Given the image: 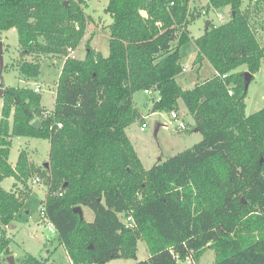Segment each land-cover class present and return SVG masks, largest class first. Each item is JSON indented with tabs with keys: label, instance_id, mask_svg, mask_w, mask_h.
I'll use <instances>...</instances> for the list:
<instances>
[{
	"label": "trees",
	"instance_id": "16d2710c",
	"mask_svg": "<svg viewBox=\"0 0 264 264\" xmlns=\"http://www.w3.org/2000/svg\"><path fill=\"white\" fill-rule=\"evenodd\" d=\"M86 2L0 0V32L15 28L26 54L65 56L45 117L33 88L0 94V260L12 254L4 226L29 196L35 171L23 150L14 165L8 161L11 137L24 136L49 140L50 187L41 204L73 264L136 260L139 239L149 256L133 264H180L188 256L196 264L208 248L213 264H264V106L246 115L238 70L253 75L264 59V0L246 8L241 0H208L207 7L229 6L230 15L195 38L194 62L207 60L215 74L189 89L176 76L179 48L190 40V0H108V54L87 46L79 59L67 51L85 34ZM19 72L36 78L39 60L21 62ZM145 89L157 94L150 112L172 111L181 100L202 135L149 169L125 131L138 117L132 96ZM7 177L15 190L1 185ZM75 207L89 208L93 220ZM43 262L25 253L16 264Z\"/></svg>",
	"mask_w": 264,
	"mask_h": 264
},
{
	"label": "rangeland",
	"instance_id": "374dc122",
	"mask_svg": "<svg viewBox=\"0 0 264 264\" xmlns=\"http://www.w3.org/2000/svg\"><path fill=\"white\" fill-rule=\"evenodd\" d=\"M107 1L87 0L83 7L87 17L85 34L75 49H68V55L79 59L84 58L87 46L96 54L103 56L108 54L109 32L107 25L112 19L109 13L105 11ZM249 2L250 0H241V7L246 8ZM207 4L208 0H190L188 4L189 23L187 31L190 40L184 43L179 51L181 66L187 64L188 68L176 76L183 89L215 74V70L209 62H203L201 65L194 62L196 55L194 40L204 32L206 21H209L208 26L222 23L221 15L214 8L207 7ZM259 20V23L263 25V18ZM260 39L264 40V36L262 35ZM0 41L3 46V87L26 86L33 88L34 84L39 85L42 88L43 103L47 107L53 106L55 84L65 56L26 54L19 46L15 28L0 32ZM33 59L39 60L40 73L36 78H29V83H25V79L19 72V66L21 62ZM238 70L240 72L247 71L245 66H241ZM252 77L245 98L246 115L254 113L264 106V59L260 61L259 68ZM31 84L34 86L32 87ZM156 96L157 94L151 92L144 94L141 90L133 94L132 98L139 113L138 117L125 130L141 156L146 169H149L159 157L167 158L174 155L191 147L202 138L200 132L195 133L193 130L195 127L193 116L187 111L181 100H179L180 106L174 109L179 114L177 121L170 117L168 110L157 111L156 114H152L149 110ZM47 110L49 109H45V111ZM143 121L146 122L147 126L140 130ZM179 121H182L186 126L182 131L177 129ZM156 122L161 124L158 129L155 126ZM22 150L26 152L28 159L30 158L34 163L35 171L27 181L29 196L15 218L4 226L10 238L9 247L15 255V263L23 254L29 252L44 261L43 264H70L66 259V253L59 244L58 233L55 229L50 230L49 222L47 224L40 216L41 201L46 198L50 187L48 167H44V163L48 161L47 140L37 137L12 136L9 160L15 162ZM35 178H38V181H33ZM13 182V178L7 177L2 181V186L8 191L10 188L13 190ZM16 189L21 190L22 186L18 184ZM83 216L87 221L93 220V212L87 207L83 208ZM47 249L50 250L49 253H46ZM148 256L149 250L145 241L139 239L137 241L136 260L116 258L105 264H133L135 261L145 260ZM213 263L214 252L208 248L196 264ZM0 264L8 263L4 257H1ZM180 264L190 263L187 260H182Z\"/></svg>",
	"mask_w": 264,
	"mask_h": 264
},
{
	"label": "crops",
	"instance_id": "0c3cea01",
	"mask_svg": "<svg viewBox=\"0 0 264 264\" xmlns=\"http://www.w3.org/2000/svg\"><path fill=\"white\" fill-rule=\"evenodd\" d=\"M190 3V2H189ZM216 10V12L218 13V14H220L221 15V18H222V23L223 22H225V21H227L228 19H229V14H230V9H229V6H225V7H223V8H220V9H215ZM205 30V29H204ZM261 31H262V33H264V28L263 29H261ZM182 46V45H181ZM181 46H180V48H179V51H180V49H181ZM78 49V48H77ZM76 49V50H77ZM196 52H197V48H196ZM180 53V52H179ZM203 62H208L207 60H203L202 61V63ZM201 63V64H202ZM23 77V76H22ZM212 77V76H211ZM24 78V77H23ZM177 78V77H176ZM25 80V83H29L28 82V80H30L29 78H24ZM177 80V79H176ZM178 82V81H177ZM179 84V83H178ZM34 85H36V84H34ZM33 84H31V86L33 87L34 86ZM180 85V84H179ZM181 86V85H180ZM193 85H190L189 87H186V89H189V88H191ZM182 87V86H181ZM41 89L42 88H40V93H41ZM55 90H56V84H55V89H54V93H55ZM143 93L144 94H149V93H145L144 91H143ZM151 93H153V92H151ZM153 94H155L156 95V93H153ZM41 96H42V93H41ZM157 97V96H156ZM155 97V98H156ZM133 100V99H132ZM2 101V100H1ZM1 101H0V107H1ZM133 103H134V100H133ZM41 105H42V107L44 108V109H49V110H47V111H50V110H52L53 109V106H54V103H53V106H51V107H47L44 103H43V96H42V98H41ZM152 105V104H151ZM180 106V102L178 101V107ZM134 107H135V109H136V111L139 113V111H138V109L136 108V105H135V103H134ZM150 109H151V106H150ZM150 111V110H149ZM157 112V111H156ZM156 112H151L152 114H156ZM144 122V121H143ZM156 124H158V125H156ZM155 126H156V128L158 129L160 126H161V124L160 123H155ZM162 126H164V125H162ZM126 130V129H125ZM193 130L195 131V133H198V131H196L195 130V127L193 128ZM129 138V137H128ZM47 140V143H48V153H49V140L48 139H46ZM129 140H130V138H129ZM200 140V139H199ZM198 140V141H199ZM131 141V140H130ZM197 141V142H198ZM131 143H132V141H131ZM132 145H133V147H134V144L132 143ZM134 149H135V147H134ZM135 151H136V153H137V155H138V157H139V159H140V161H141V163H142V165H143V162H142V158H141V156L139 155V153L137 152V150L135 149ZM159 159H165V157H159L157 160H159ZM17 160V159H16ZM29 160V162L32 164V165H34V163L30 160V158L28 159ZM8 161L10 162V164H12V165H14L15 164V162H12L11 160H9V158H8ZM48 162V161H47ZM156 162V161H155ZM143 167H144V165H143ZM144 169H146L145 167H144ZM12 178V177H11ZM14 183V182H13ZM1 185H2V182H1ZM4 188V187H3ZM13 189H14V187H12ZM5 189V188H4ZM11 189V188H10ZM9 189V190H10ZM5 190H7V189H5ZM12 190V189H11ZM83 208L84 207H82V212H83ZM58 240H59V244H60V246H61V248H62V250L64 251V253H66V259L69 261V263L70 264H73L72 263V261H71V259L69 258V256H68V254H67V252H66V249L64 248V246L62 245V243L60 242V239H59V236H58ZM49 249H47V251H46V253H49ZM26 253H29V252H26ZM13 254V256L15 257V255H14V253H12ZM31 254V253H30ZM33 255V254H32ZM15 259V258H14ZM200 259H201V257H200ZM1 261V260H0Z\"/></svg>",
	"mask_w": 264,
	"mask_h": 264
},
{
	"label": "built area",
	"instance_id": "2783aa9c",
	"mask_svg": "<svg viewBox=\"0 0 264 264\" xmlns=\"http://www.w3.org/2000/svg\"><path fill=\"white\" fill-rule=\"evenodd\" d=\"M69 50H71V49H69ZM181 68H182V71H184V70H186V69L188 68V65L185 64V65L181 66ZM223 77H225V75H223ZM33 89H34L35 92H40V87H39V85H35V86L33 87ZM144 92H145V93H150L151 91L148 90V89H145ZM229 92L231 93V91H229ZM48 113H49V112H47V111H43V113H42L43 117H45ZM178 116H179V114H178L177 110H172V111H170V117H171L173 120L177 121V120H178ZM146 126H147L146 122H142L141 125H140V130H143L144 128H146ZM57 127H61V123H58V124H57ZM185 128H186L185 124H184L182 121H179V123H178V125H177V129H178L179 131H182V130L185 129ZM33 181H38V178H35ZM59 194H61V193H59ZM131 211H132V210H131ZM40 216H41V218H42L44 221L47 222V224H48V222H49V229H50V230L55 229V228L53 227L52 223L50 222V220H49V218H48L46 212H45V205H44V203L41 204ZM124 221H125L126 223H130V222L132 221L131 215L126 216V218L124 219ZM184 260H187L190 264H193L192 259H191V257H189V256L186 257V259H184Z\"/></svg>",
	"mask_w": 264,
	"mask_h": 264
},
{
	"label": "water",
	"instance_id": "95a60500",
	"mask_svg": "<svg viewBox=\"0 0 264 264\" xmlns=\"http://www.w3.org/2000/svg\"><path fill=\"white\" fill-rule=\"evenodd\" d=\"M143 15H146V12H143ZM208 23H209V21H206L205 28L208 27ZM2 70H3V46H2V42L0 41V94L2 93V88H3ZM242 75H243V79H244V87H245V90H246L248 88L249 83H250L252 74L249 71H244L242 73ZM39 123H40L39 119H35L33 121V125L34 126L39 127L40 126ZM156 125H158V124H156ZM195 130H196V128H195ZM44 167H48V162L44 163ZM74 212H77L79 214L80 218L83 217V212H82V209L80 207H75L74 208ZM6 262L8 264H16L14 256L12 254L8 255L6 257Z\"/></svg>",
	"mask_w": 264,
	"mask_h": 264
}]
</instances>
